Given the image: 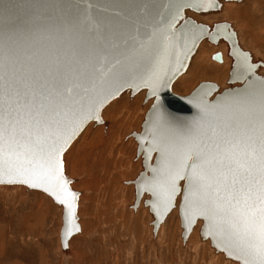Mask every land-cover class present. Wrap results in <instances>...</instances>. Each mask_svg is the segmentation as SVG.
Listing matches in <instances>:
<instances>
[{"label": "snow or ice", "instance_id": "6c2138e0", "mask_svg": "<svg viewBox=\"0 0 264 264\" xmlns=\"http://www.w3.org/2000/svg\"><path fill=\"white\" fill-rule=\"evenodd\" d=\"M47 7L0 0V185L42 191L61 206L67 249L81 228L66 154L126 89H147L136 196L149 194L157 226L179 200L185 233L203 220L219 251L264 264V62L241 48L229 23L197 19L219 11V0H67L54 6L59 16ZM221 41L241 86L210 100L214 86L201 85L185 98L195 115L169 113L163 93L202 42ZM213 59L223 63L219 53Z\"/></svg>", "mask_w": 264, "mask_h": 264}, {"label": "rangeland", "instance_id": "374dc122", "mask_svg": "<svg viewBox=\"0 0 264 264\" xmlns=\"http://www.w3.org/2000/svg\"><path fill=\"white\" fill-rule=\"evenodd\" d=\"M253 3L258 8L255 18ZM244 4L246 9L241 6ZM227 6L230 9L240 6L244 25L237 24L235 18L227 19L241 46L264 61V39L260 38L264 37V29L260 35L253 29L260 22L264 27V0H246L237 5L228 2ZM212 16L221 20L224 17L215 13L199 18L208 21ZM199 47L196 54L201 52V57L197 63L203 74L193 78L185 88L181 83V76L188 69L185 70L173 83L174 93L187 94L204 79L211 78L220 84L227 78L231 60L223 67L224 57L223 66L208 57L218 50L213 51L208 42ZM208 65L222 68L210 70ZM136 94L131 99L121 94L110 102L103 111L107 125L90 122L66 154L65 175L74 178L70 185L80 191L77 222L81 232L69 240L71 255L65 257L60 253L61 210L49 197L23 186L0 185V264H236L213 253L207 241L198 242V223L182 246L177 207L167 215L155 237L150 234L147 209L142 205L135 211L128 207L133 186L125 181L134 179L139 167V158L133 159L135 143L130 133L139 130L150 103H142L144 91ZM114 118H124L125 122L116 127Z\"/></svg>", "mask_w": 264, "mask_h": 264}, {"label": "water", "instance_id": "95a60500", "mask_svg": "<svg viewBox=\"0 0 264 264\" xmlns=\"http://www.w3.org/2000/svg\"><path fill=\"white\" fill-rule=\"evenodd\" d=\"M241 0H219V3L223 6V4L225 3H228V2H240ZM37 3L39 4H42V5H49V7H47L45 9V12L49 15H53V16H59V11L56 10L54 8L55 5H58V4H63V3H66L67 0H36ZM93 2H96V3H105L106 0H93ZM222 8V7H221ZM221 9L219 11H213L209 14H215L217 12H220ZM207 14V15H209ZM207 15H201L203 17L201 18H206L204 16H207ZM216 16V15H215ZM215 16H212V18L208 21H203L209 25L217 22V21H220V22H227L231 25L232 29L235 30V28L232 26L231 22L229 21H226V20H221V19H216ZM200 17V16H199ZM202 21V20H200ZM236 31V30H235ZM210 44H212L213 46H217L219 44H221L225 50H226V53L228 54V44L227 42H224V41H221V42H217V43H212V42H208ZM240 43V41H239ZM240 46H241V43H240ZM224 48L222 49H218V51L212 53L210 55L211 59H213V56H215L217 53H219L221 55V52H224ZM241 48L243 50H246V51H250L249 49H246V48H243L241 46ZM223 50V51H222ZM252 54V53H251ZM256 55V54H255ZM255 55L252 54V57L253 59L256 61V62H263L262 60L260 59H255ZM222 56V55H221ZM214 60V59H213ZM217 61V60H215ZM217 62H220V61H217ZM231 66V65H230ZM185 71V70H184ZM182 71L177 77L176 79L184 72ZM257 75L258 76H261V77H264V69H260L258 72H257ZM175 79V80H176ZM174 80V81H175ZM174 83V82H173ZM201 85H212L214 86L215 88V91L212 92L211 96L209 97L210 100H214L217 96H219L220 94H222L223 92H225L226 90L228 89H232V88H236V87H239L241 86L239 84V82H236V83H233L231 82L230 80V69H229V72H228V76L227 78L221 83V84H218L216 83L215 81H211V80H201L199 81L195 86L194 88L188 92L187 94H183V95H180V94H177V93H174L172 91V88L170 91H166L165 93H163V96H164V101H165V107L167 109V111L169 113H171L172 115L174 116H180V117H191L193 115H195V109L192 107V105L188 104L186 102V99L185 98H188V97H191L192 94L201 87ZM144 91V95H143V100H142V103L143 104H146L150 101L149 103V106L148 108L146 109L145 113H144V117L141 121V124H140V128L139 130H133L130 135L133 137V140H134V143H135V153H134V157L133 159L136 160L137 158H139V167H138V170L136 172V175L134 177V179H128L125 181L126 185L128 184H132L133 188V192H132V198H131V201H130V204L128 207H130L133 211H135V209H137V207L139 205H142L143 208L147 209V214H148V219H149V222H148V225L150 226L151 228V231H150V234L155 237V234L157 232V229L159 228V226H161V224H163V222L165 221L166 217L165 216L159 223V225L157 226V224L154 222L155 221V218H154V215L153 213L150 211V207H149V199H150V196L149 194H144L143 196L141 197H137L136 196V181L138 180V178L140 177L141 173L145 172V167H144V164H145V156H144V153L143 151L141 150V147H140V144H139V141L137 139V137L139 135H141L143 132H144V124H145V121L149 115V111H150V108H151V104H152V98L151 97H148L146 95L147 93V89H141L140 92ZM123 93H128V96L129 98L131 99L134 95L131 91V89H126ZM93 124L96 125V123L93 121ZM104 126L107 125V122L105 121L103 123ZM155 160H156V153H153L152 154V160L149 161V163H152L153 165L155 164ZM67 178L70 180V181H74V178H69L67 176ZM12 186H23V185H12ZM71 187V186H70ZM24 189L26 190H30V191H39V190H32V189H28L26 186H23ZM72 189V188H71ZM73 191L77 192L78 194H80V191L78 190H75V189H72ZM39 192H42V191H39ZM43 193V192H42ZM48 196V195H47ZM52 200V199H51ZM52 203L54 205H56L58 208H61V226L59 228V233H58V239H59V250H60V253L61 255L67 257V256H70L71 255V251L69 249V247L67 249L63 248L62 246V231H63V227H64V219H63V211H62V207L55 204V202L52 200ZM177 217H178V221H179V238H180V241L182 243V246H185L186 242H187V239L188 237L192 234V232L194 231V227L197 225L198 223V226L196 227V234H197V240L199 243H205L206 241L208 242L209 246H210V249L213 251V253L217 254V255H222V258L224 260H229V261H232L236 264H238L237 261H235L234 259L232 258H229L224 252H221L219 251L215 246H214V243L212 242L211 238H205L203 236V226H204V222L203 220H198L197 223L193 226L192 230L185 233V229L183 227V218L180 214V211H179V200H178V205H177ZM78 219V218H77ZM78 223V222H77ZM79 225V224H78ZM75 235V234H74ZM73 235V236H74ZM185 236L187 238H185ZM71 239V237L69 238V240Z\"/></svg>", "mask_w": 264, "mask_h": 264}, {"label": "bare ground", "instance_id": "6f19581e", "mask_svg": "<svg viewBox=\"0 0 264 264\" xmlns=\"http://www.w3.org/2000/svg\"><path fill=\"white\" fill-rule=\"evenodd\" d=\"M246 0H241L240 2H242V3H244ZM249 1V0H248ZM240 2H236V5L237 4H239ZM241 6H244L245 8L244 9H246V4H244V5H241ZM252 9L254 10V12L256 11V8H257V4H255V3H253L252 4ZM226 9H228V12H227V10ZM258 9V8H257ZM258 11H260V10H258ZM262 11V10H261ZM220 14V15H223L224 17H223V20H226V21H228V19L227 18H230V19H234L235 18V21H236V23L237 24H242V25H244V23H241V17H240V6H235V9H230V6H227V3H225V4H223V6H222V8H221V11L220 12H217V14ZM259 13V12H258ZM257 13V14H258ZM264 14V13H263ZM213 15V14H212ZM259 15H260V13H259ZM257 15H256V12L254 13V18L256 17ZM261 16V15H260ZM259 16V17H260ZM200 17H203V16H200ZM205 17V16H204ZM244 18H245V16H243V18H242V20L244 21ZM197 19L198 20H200V18H199V16L197 17ZM256 20V19H255ZM262 21V20H261ZM255 22V21H254ZM256 23V22H255ZM254 23V24H255ZM241 25V26H242ZM255 27H257V28H253V29H257V31H258V34L260 35V32H262V28L264 29V27H263V24H262V22H260L259 23V25L258 26H255ZM245 37H246V34H245V32H243L242 33ZM264 35V34H263ZM260 38L263 40L264 39V37L263 36H260ZM245 39V38H244ZM203 43V42H202ZM201 43V44H202ZM210 46H211V48H212V50L213 51H216V50H218V49H222V48H224L221 44H219V45H217V46H213L212 44H210V43H208ZM207 45V44H206ZM209 48V47H208ZM215 48H217V49H215ZM199 49H200V47H199ZM224 50V52H221V55H222V57H224V59H225V64H224V66H223V63H224V60H223V63L221 64V62H217V61H215V60H213L215 63H217V64H220V65H222L223 67H227V61L228 60H230V58L227 56V53H226V50H225V48L223 49ZM222 50V51H223ZM196 54V53H195ZM200 57H201V52H199V53H197L195 56H193L192 57V60L190 61V67L188 68V70H187V72H186V74H184V76H181L183 73H185V71L180 75L181 76V83H182V85L185 87V86H188V85H190L191 83H192V79L193 78H195L197 75L199 76V75H201V74H203V72L201 71V68H199L200 67V65L197 63L198 62V60L200 59ZM210 59H211V57H210V55L208 56ZM255 59H260V60H262L261 58H259L258 56H256L255 57ZM209 61V60H208ZM255 61V60H254ZM263 61V60H262ZM211 62V61H210ZM213 62V63H214ZM264 62V61H263ZM212 65V64H211ZM216 65V64H215ZM208 67H209V69L210 70H218V69H221L222 67H217V66H215V67H213V66H210V65H208ZM180 76H179V78H180ZM206 78V76H203V78ZM178 78V79H179ZM211 79V78H210ZM209 79V80H210ZM204 80H208V79H204ZM221 80V79H220ZM178 81V80H177ZM219 83L221 84V81H219ZM181 86V85H180ZM179 86V87H180ZM186 88V87H185ZM123 95H126L127 97H129L128 96V93H122ZM137 95V94H136ZM138 95H141V94H138ZM125 98V97H124ZM128 99V98H127ZM123 121L125 122V119L124 118H122V119H120V120H116L115 118H114V120H113V125L114 126H116V127H120L122 124H123ZM132 137V136H131ZM133 138V137H132ZM77 142V139L73 142V144L74 143H76ZM71 186V185H70ZM71 188L73 189V186H71ZM45 194V193H44ZM46 196H47V194H45ZM47 197H49V196H47ZM49 199H51L50 197H49ZM52 201V200H51ZM177 205H178V201H177ZM140 206V205H139ZM61 209V208H60ZM60 226H61V224H60ZM60 228V227H59ZM59 233V232H58ZM76 235V234H75Z\"/></svg>", "mask_w": 264, "mask_h": 264}]
</instances>
